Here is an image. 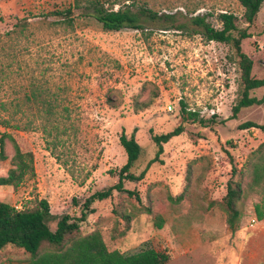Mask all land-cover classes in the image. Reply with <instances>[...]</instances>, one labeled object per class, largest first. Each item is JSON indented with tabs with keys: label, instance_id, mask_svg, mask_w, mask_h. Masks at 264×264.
<instances>
[{
	"label": "rangeland",
	"instance_id": "1",
	"mask_svg": "<svg viewBox=\"0 0 264 264\" xmlns=\"http://www.w3.org/2000/svg\"><path fill=\"white\" fill-rule=\"evenodd\" d=\"M101 1L116 10L135 3L158 14H177L175 27L165 31L148 22L144 31H105L77 10L68 26L52 13L76 0H0V102L23 103L32 89L51 91L70 107L80 129L63 148L66 167L48 151L39 130H8L24 152L33 154L35 176L18 188H0V202L25 210L45 199L54 217H79L90 195L118 183L127 162L121 134L134 135L142 146L133 169L139 175L157 155L153 136L180 125L184 104L207 124L185 125L180 136L163 145L160 162L144 180L125 182L140 201L116 191L97 201L81 234L98 230L109 250L126 255L154 249L169 256L166 264H264V221L255 214L256 204L264 209V182L255 185L253 177L264 152V130H240L248 122L264 126V105L232 119L242 91L237 57L229 45L196 34L191 24L195 16L206 15L221 29L218 16L230 12L240 28H247L243 7L238 0ZM249 31L243 51L254 61L253 77L263 79L264 4ZM252 96L264 98V88ZM5 149L0 177L7 176L15 154L11 142ZM229 182L242 191L237 207L243 216L234 233L224 203ZM27 258L14 246L0 252V264H23Z\"/></svg>",
	"mask_w": 264,
	"mask_h": 264
},
{
	"label": "trees",
	"instance_id": "2",
	"mask_svg": "<svg viewBox=\"0 0 264 264\" xmlns=\"http://www.w3.org/2000/svg\"><path fill=\"white\" fill-rule=\"evenodd\" d=\"M244 9L243 19L247 28H240L239 19L230 12L221 13L218 18L222 24L221 29L214 28L207 22V16H195L191 19L195 33L200 34L208 42H217L229 45L237 57L241 73L242 91L236 105L233 107L232 119L237 118L243 109L255 105H264V98L252 96V92L264 88V78L253 77L254 61L243 51L244 40L252 35L249 28L256 22L264 0H238ZM75 10L80 11L82 17H93L105 31L119 32L124 29L145 30L146 24L164 28L167 31L175 27L177 14H158L145 5L129 4L119 9L107 8L101 0H76L74 6L64 11H54L52 14L68 26L75 22ZM159 24V25H157ZM182 30L183 26H176ZM50 93V95H48ZM29 111L27 116L25 112ZM22 113L23 117H19ZM181 123L172 132L163 135H154L152 140L157 147V155L148 167L139 175L133 172L139 162L143 149L134 135L128 137L122 133L119 141L127 155L126 164L119 170V181L112 187L97 191L90 195L81 207V215L73 217L63 215L54 217L51 214L50 204L42 199L33 209L18 210L14 206L0 202V252L8 246H14L29 255L23 264H166L169 256L151 248L143 249L133 254H123L119 250H109L100 231L96 230L86 235L81 234V225L90 214L96 212L93 205L97 201H105L113 197L116 191L120 195L136 197L134 191L125 188V182L138 183L146 177L149 168L160 162L159 156L164 151V144L180 136L185 125L189 123L207 124L199 120L197 113L187 110L182 105L180 112ZM79 120L72 115L69 106L64 105L57 94L42 89H32L23 103L13 101L0 102V162L8 159L6 155V141L14 147L12 168L7 176L0 177V188H18L27 178L35 176L34 157L31 152H24L16 138L8 130L34 131L39 130L45 137L48 151L64 167L63 148L70 139L77 137ZM260 128L254 122L240 126V130ZM263 152L262 150L260 153ZM253 177L255 185L264 182V152L254 165ZM228 183L227 195L224 203L228 212V225L234 233L239 230V220L243 213L237 207V201L242 195L240 185ZM76 203V200H74ZM255 214L258 221H264L262 205H255ZM55 223V228L51 224ZM164 221L159 218L157 227L162 229Z\"/></svg>",
	"mask_w": 264,
	"mask_h": 264
}]
</instances>
